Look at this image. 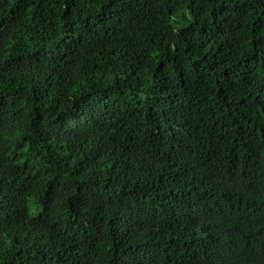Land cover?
<instances>
[{"label": "trees", "instance_id": "16d2710c", "mask_svg": "<svg viewBox=\"0 0 264 264\" xmlns=\"http://www.w3.org/2000/svg\"><path fill=\"white\" fill-rule=\"evenodd\" d=\"M0 264H264V0H0Z\"/></svg>", "mask_w": 264, "mask_h": 264}]
</instances>
